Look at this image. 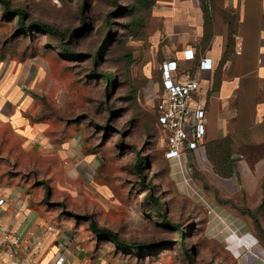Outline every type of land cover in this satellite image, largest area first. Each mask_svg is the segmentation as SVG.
<instances>
[{"label":"rangeland","instance_id":"rangeland-1","mask_svg":"<svg viewBox=\"0 0 264 264\" xmlns=\"http://www.w3.org/2000/svg\"><path fill=\"white\" fill-rule=\"evenodd\" d=\"M6 1L62 37L19 34L0 4V109L17 116L15 128L0 121V189L22 191L38 209L30 218L106 264H264V113L255 129L242 123L252 127L234 139L231 178L217 174L220 155L209 149L169 162L157 109L170 51L156 3ZM89 219L122 241L156 248L117 249ZM27 245L20 241L21 255ZM48 252L40 248L42 262Z\"/></svg>","mask_w":264,"mask_h":264},{"label":"crops","instance_id":"crops-1","mask_svg":"<svg viewBox=\"0 0 264 264\" xmlns=\"http://www.w3.org/2000/svg\"><path fill=\"white\" fill-rule=\"evenodd\" d=\"M155 17L161 24L164 48L170 51L167 59L177 60L185 72H193L196 66L184 61L185 50H193L197 59L212 60L213 69L203 73L197 95L206 108L207 142L241 134V128L252 127H243L248 119L255 122L251 129L258 127L264 113V0H156ZM4 102L0 93V105ZM2 110L0 121L15 128L17 116L3 117ZM16 191L0 189L8 198L0 225L10 237L26 239L27 252L46 247L45 264L60 255L66 264H106L97 251L88 255L55 225L30 218L38 209L21 208L22 203L14 199ZM22 252L17 250V255Z\"/></svg>","mask_w":264,"mask_h":264},{"label":"built area","instance_id":"built-area-1","mask_svg":"<svg viewBox=\"0 0 264 264\" xmlns=\"http://www.w3.org/2000/svg\"><path fill=\"white\" fill-rule=\"evenodd\" d=\"M184 61L195 63L193 72L181 69L177 60L166 59L161 65L162 86L158 104V123L163 139L164 157L167 161H181L207 143L206 108L196 97L200 91V78L213 69L212 60L197 59L193 50L184 51ZM206 153V151H205ZM14 199L28 207L25 194L17 190ZM8 205V198L0 194V214ZM20 237H10L0 225V264H45L40 258V248L17 255ZM4 247V248H3ZM3 249V250H2ZM46 264H66L63 255Z\"/></svg>","mask_w":264,"mask_h":264},{"label":"trees","instance_id":"trees-1","mask_svg":"<svg viewBox=\"0 0 264 264\" xmlns=\"http://www.w3.org/2000/svg\"><path fill=\"white\" fill-rule=\"evenodd\" d=\"M137 2L141 8L145 9L153 7L156 3L155 0H137ZM0 4H2L6 14L9 17L17 19L19 34L39 31L41 33L62 37V33L60 31L48 24L36 21H29V14L26 10L22 8L12 9L6 0H0ZM136 18L137 17L135 16L134 20L130 23L131 26L138 25V21ZM107 82L110 85H113L115 83V76L108 75ZM157 124L159 127L158 119ZM238 137H242V134L231 135L225 138L208 141L205 145V151L208 153L209 149L211 157H214L218 154L220 155V159L215 163L217 165V174H219L223 178H231L233 176L234 167L231 161V147L233 145L234 139ZM139 162L140 165L142 163V160H140ZM89 220L90 228L95 233V235L99 238L112 242L117 249H123L126 252H132L133 254L141 255L145 251L153 250L156 248V245L154 244H142L138 242L127 243L125 241H122L119 236L114 232L98 226L97 223L93 221V219Z\"/></svg>","mask_w":264,"mask_h":264}]
</instances>
